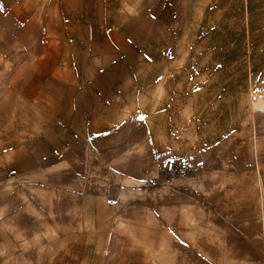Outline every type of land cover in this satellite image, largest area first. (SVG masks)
<instances>
[{"label":"rangeland","instance_id":"rangeland-1","mask_svg":"<svg viewBox=\"0 0 264 264\" xmlns=\"http://www.w3.org/2000/svg\"><path fill=\"white\" fill-rule=\"evenodd\" d=\"M9 8L0 4L1 17ZM101 9L97 48L115 64L145 60L165 96L184 86L191 60L224 62L246 136L174 158L152 154L143 128L138 156L126 116L98 148L61 153L43 140L52 128L62 136L60 125L22 93L32 68L0 46V264H264V0H106ZM9 27L0 22V42ZM122 140L128 158L146 161L139 179L107 161L105 148L119 152Z\"/></svg>","mask_w":264,"mask_h":264},{"label":"crops","instance_id":"crops-1","mask_svg":"<svg viewBox=\"0 0 264 264\" xmlns=\"http://www.w3.org/2000/svg\"><path fill=\"white\" fill-rule=\"evenodd\" d=\"M105 1L0 0L10 7L6 18L0 11L1 25L10 26L2 36H11L1 40V52L12 46L10 59L18 67L32 68L21 78L22 93L39 100L42 113L60 125L62 136L54 135L52 128L43 132V140L61 153L73 147L75 154H81L87 144L98 148V138L111 135L116 121L132 118L139 135L132 142L137 145L127 146L137 147L138 156L147 152L143 128L148 150L154 155L164 151L174 158H193L214 141L224 146L228 138L241 145L246 135L242 133L240 94L226 89L224 62L191 60L184 86L163 95L164 82L146 69L145 60L126 57L115 64L111 50L107 54L106 48H97L104 46L98 40L106 36L101 30L105 12L99 10ZM52 66L56 72H50ZM173 81L177 80L169 78ZM166 97L168 102L162 100ZM248 125L251 131L253 126ZM117 149L115 143L105 148L107 161L122 164L119 169L127 172L122 177L139 179L145 173V159L128 158L124 145ZM32 153L46 155L39 148ZM136 161L137 166L130 168ZM132 171L137 174L131 176Z\"/></svg>","mask_w":264,"mask_h":264},{"label":"bare ground","instance_id":"bare-ground-1","mask_svg":"<svg viewBox=\"0 0 264 264\" xmlns=\"http://www.w3.org/2000/svg\"><path fill=\"white\" fill-rule=\"evenodd\" d=\"M259 102H260V106H261V107H264V96H261V97L259 98Z\"/></svg>","mask_w":264,"mask_h":264}]
</instances>
